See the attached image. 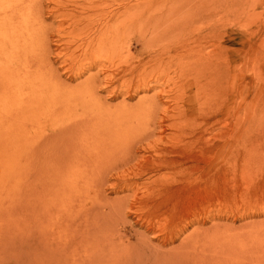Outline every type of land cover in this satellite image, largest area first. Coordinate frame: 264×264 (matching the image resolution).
<instances>
[{
	"label": "rangeland",
	"instance_id": "rangeland-1",
	"mask_svg": "<svg viewBox=\"0 0 264 264\" xmlns=\"http://www.w3.org/2000/svg\"><path fill=\"white\" fill-rule=\"evenodd\" d=\"M13 6V34L34 44L12 48L14 73H0V264H261L264 0ZM98 115L133 152L82 174L91 144L78 138Z\"/></svg>",
	"mask_w": 264,
	"mask_h": 264
},
{
	"label": "bare ground",
	"instance_id": "bare-ground-1",
	"mask_svg": "<svg viewBox=\"0 0 264 264\" xmlns=\"http://www.w3.org/2000/svg\"><path fill=\"white\" fill-rule=\"evenodd\" d=\"M13 1L14 0H0V73L3 75V77L4 78H6L7 79V77H11V75L14 73H12L11 74V72L13 71V66H12V61L14 60V55H13V53H12V51H13V49L12 48H18V49H20L21 47L20 46H28L30 43L32 44V46L31 47H33V44H34V39H33V35H29L28 36V33L29 32H27V35H24V37L22 38V41H20V39L17 37V35H14L13 34V24H14V13H15V11H16V8H14V6H13ZM43 23V22H42ZM41 23V24H42ZM40 24V23H39ZM38 31V30H37ZM30 32H31V30H30ZM34 32V31H33ZM34 34H36L37 35V33H34ZM22 35V34H21ZM43 35H44V33H43ZM42 35V36H43ZM28 36V38H26ZM44 37V36H43ZM37 38H38V36H37ZM42 38V37H41ZM42 40V39H41ZM39 41V40H38ZM38 43V42H37ZM36 43V44H37ZM43 43V42H42ZM31 47H29V48H31ZM25 48H27V47H25ZM16 51V50H15ZM27 52V51H26ZM25 52V50H24V53H23V51H21V53L23 54V55H26L27 53ZM29 52V51H28ZM15 54V53H14ZM3 55V56H2ZM16 56H18V57H20V53L17 55V54H15ZM42 56V55H41ZM23 57V56H22ZM16 58V57H15ZM29 58H30V56H29ZM16 60V59H15ZM21 60V59H20ZM16 62V61H15ZM19 62V61H18ZM22 62H24V61H22ZM18 65V64H17ZM45 66V65H44ZM19 67V66H18ZM30 66H27V64L24 62V67H22L23 69H24V76L22 77V75L21 76H19V77H21L22 78V81L23 80H25L26 78H25V76H28V75H30L31 74V72L33 71V70H31L30 71V68H29ZM13 68V69H12ZM47 68V67H46ZM16 69V68H15ZM33 69V68H32ZM50 71V70H49ZM22 72V73H23ZM47 75V74H46ZM45 75V76H46ZM49 75V74H48ZM18 76V75H17ZM15 77V76H14ZM51 77V76H50ZM50 77H49V79H50ZM35 78V77H34ZM9 79H11V78H9ZM17 79V78H16ZM32 79V78H31ZM49 79L47 80V81H49ZM54 79V78H53ZM34 80V79H33ZM38 80H41L40 78H37L35 81H36V83H38ZM8 81V80H7ZM10 81V80H9ZM8 81V82H9ZM17 81V80H16ZM57 81V80H56ZM17 82H20V81H17ZM32 81H30V82H28L27 84H30ZM34 82V81H33ZM52 82V81H51ZM55 83V82H54ZM53 84V83H52ZM18 85V83H16V89L18 90H22L23 89V87H22V84H21V87L20 86H17ZM78 90V89H77ZM19 94V93H18ZM70 97V96H69ZM69 104V103H68ZM97 105H99L97 108H98V110L99 109H102V108H104V106L103 105H101V104H98L97 103ZM140 105H142V104H140ZM140 105L138 106L139 108H140ZM143 105H144V103H143ZM149 106H152V107H154L153 106V104H150V105H148V107ZM59 107H60V105H59ZM146 107V106H145ZM76 108V107H75ZM150 108V107H149ZM61 109V108H60ZM64 109V108H63ZM138 109V108H137ZM146 109L148 110V108L146 107ZM151 110H153V108H150ZM149 109V110H150ZM90 110V109H89ZM96 110V109H95ZM122 112H123V114H125L124 112H125V110H128V107H125V108H122ZM97 111V110H96ZM139 112V111H138ZM141 112V111H140ZM140 112H139V114H140ZM97 113V112H96ZM99 113H101V112H99ZM136 113H137V111H136ZM91 114V113H90ZM98 114V113H97ZM132 114H133V112H132ZM92 115V114H91ZM91 115H89V116H91ZM84 116H85V114H84ZM96 116V115H95ZM87 117V116H86ZM85 117V118H86ZM93 117H94V115H93ZM97 118V120L94 122V125L91 127V125L89 126V127H91V130H90V128H89V130L90 131H88L87 133H84L83 135H80L79 136V138H78V141L79 142H81V141H83L84 139L86 140V141H89L90 142V149L89 148H87L86 147V149H85V151H84V155L83 154H81L82 155V157H86L87 159H85V160H83V163L81 164V166H86V168H81V171H80V169H79V171L82 173V174H84L83 172H84V170H87L88 168H96L98 165H99V163L101 162H103L105 165H104V171H106L107 169H112L111 168V166H113L114 164H115V162L116 161H120V158L123 160V158H124V155L126 154V151H129V153L130 152H133L132 151V147H131V145L132 144H130L129 145V143H130V139L128 140V142L125 140L124 141V139H122L121 137H118L117 135L118 134H112V132H110V128H109V120L107 119H104V121H102L103 120V118L101 117V116H97L96 117ZM114 119V118H113ZM113 119H112V121H113ZM76 120V119H75ZM83 121V120H82ZM85 121V120H84ZM93 121V120H92ZM84 123V122H83ZM112 123V122H111ZM72 124V123H71ZM74 124V123H73ZM79 124V123H78ZM83 125V124H82ZM67 126V125H66ZM87 126V125H86ZM75 127V126H74ZM88 127V126H87ZM71 128H73V127H71ZM77 128H79V127H77ZM85 129V128H84ZM76 130V129H75ZM74 130V131H75ZM80 130V129H79ZM82 130H83V128H82ZM84 131V130H83ZM85 131H86V129H85ZM116 132H118L117 131V129L115 130ZM77 132H79V131H77ZM72 133V132H71ZM81 133V132H80ZM75 134H78V133H75ZM77 138V137H76ZM112 140H115L114 142L112 141ZM33 141V140H32ZM32 141H31V143H32ZM72 141H74V139L72 140ZM140 142V141H139ZM85 144V143H84ZM28 145H29V143H28ZM76 145V144H75ZM31 146V145H30ZM67 146H68V144H67ZM80 146V145H79ZM134 146H136V145H134ZM69 147V146H68ZM67 147V148H68ZM73 148V147H72ZM76 148H78V146L76 147ZM131 148V149H130ZM70 149H68V151H69ZM108 150H110V152L108 151ZM78 151H80V150H78ZM67 152V151H66ZM119 153V154H118ZM65 154H67V153H65ZM70 154V153H69ZM117 154H118V156H117ZM124 154V155H123ZM70 156V155H69ZM130 156V155H129ZM65 157H67V156H65ZM64 158V157H63ZM131 158V157H130ZM72 162L73 161H75L76 159L78 160V155L77 154H75V155H73V157H72ZM88 159H89V161H88ZM109 159H111V161L109 160ZM128 159V158H127ZM35 160V159H34ZM133 160V159H132ZM14 161V160H13ZM62 161H63V159H62ZM67 161H69V160H67ZM66 161V162H67ZM79 161V160H78ZM32 162H34V161H32ZM82 162V161H81ZM31 162L29 161V163L28 164H30ZM63 163V162H62ZM100 163V164H101ZM103 163H102V165L101 166H103ZM126 163V162H125ZM14 164V163H13ZM35 164V163H34ZM33 164V165H34ZM70 164V163H69ZM73 164V163H72ZM44 165V164H43ZM47 165V164H46ZM64 165H66L65 163L63 164V166ZM75 165L76 166H78V163L76 164L75 163ZM79 165H80V163H79ZM38 166V165H37ZM42 166V165H41ZM55 166V165H54ZM31 167V166H30ZM56 167V166H55ZM72 167V166H71ZM73 167H74V165H73ZM45 168V167H41V170H43V169ZM48 168V167H47ZM65 168V167H64ZM79 168V167H78ZM102 168V167H101ZM133 168V167H132ZM36 169V168H35ZM48 169H50V170H52L51 169V167L50 168H48ZM67 169H68V167H67ZM33 170V169H32ZM44 170H46V169H44ZM58 170V169H57ZM56 170V171H57ZM99 170V169H98ZM37 171H38V169H37ZM61 171V170H60ZM94 171V170H93ZM59 172V171H58ZM74 172V171H73ZM72 172V173H73ZM103 174L102 175H104V172H103V170L101 171ZM128 172V171H127ZM77 173H78V171H77ZM107 173V172H106ZM139 173V172H138ZM143 173V172H142ZM141 173V174H142ZM45 174V173H44ZM46 174H49L48 172L46 173ZM45 174V175H46ZM60 174H61V172H60ZM62 174H64V173H62ZM50 175V174H49ZM53 175V174H52ZM51 175V177L53 178L54 176H52ZM98 175V174H97ZM44 176V175H43ZM43 176H41V177H43ZM48 176V175H47ZM57 176H59V175H57ZM64 176V175H63ZM66 176V175H65ZM69 176H70V174H69ZM72 176V175H71ZM94 176H96V175H94ZM100 176V175H99ZM128 176V175H127ZM61 177V176H60ZM75 177V176H74ZM102 177V176H101ZM47 178V177H46ZM49 178V177H48ZM47 178V179H48ZM52 178H51V180H52ZM55 178V177H54ZM69 178H71V177H69ZM43 179V178H42ZM66 179H68V178H66ZM74 179V178H73ZM55 180V179H54ZM53 180V181H54ZM68 180H70V179H68ZM89 180V179H88ZM56 181H58V180H56ZM75 181V180H74ZM15 182V181H14ZM63 182V181H62ZM65 182V181H64ZM93 182V181H92ZM54 183H56V182H54ZM66 183V182H65ZM71 183H73V182H71ZM77 182L75 181V184H76ZM79 183V182H78ZM74 184V183H73ZM75 184H74V186H75ZM59 185H60V183H59ZM79 185V184H78ZM77 185V186H78ZM57 186H58V184H57ZM66 186H67V184H66ZM67 187H69V186H67ZM72 187V186H71ZM83 187V186H82ZM91 187H93V186H91ZM55 188V187H54ZM58 188V187H57ZM97 188V187H96ZM99 188H100V186H99ZM63 189L65 190V188L63 187ZM62 189V190H63ZM66 189H68V188H66ZM73 190L75 189V190H77V192H78V190H79V188H77L76 189V187L75 188H72ZM89 189V188H88ZM136 189V188H135ZM58 190V189H57ZM64 190H63V192H64ZM74 190V191H75ZM83 190V189H82ZM87 190V189H86ZM54 191H55V189H54ZM67 191V190H66ZM71 191V190H70ZM67 192H69V191H67ZM72 192V191H71ZM76 192V193H77ZM99 192V191H98ZM59 194H61V191H60V193ZM58 194V195H59ZM63 194V193H62ZM56 195V194H55ZM71 195V194H70ZM76 195V194H75ZM86 195V194H85ZM133 195V194H132ZM142 195V194H141ZM60 196V195H59ZM61 196H63V197H65V195H61ZM60 196V197H61ZM68 196V195H67ZM66 196V197H67ZM76 196H78V195H76ZM87 196V195H86ZM63 197H61V198H63ZM71 197H74V198H76L75 196H72L71 195ZM74 198H72L73 200H74ZM83 198V197H82ZM85 198V197H84ZM132 198V197H131ZM143 198V197H142ZM47 199V198H46ZM66 199V198H65ZM71 199V198H70ZM69 199V200H70ZM79 199V198H78ZM102 199V198H101ZM108 199V198H107ZM155 199V198H154ZM113 200V199H112ZM55 201V200H54ZM91 201H92V199H91ZM99 201V200H98ZM97 201V203H100V202H98ZM111 201V200H110ZM73 202V201H72ZM83 202V201H82ZM106 202V204H107V201H105ZM108 202H109V200H108ZM74 203H77L76 201L74 202ZM96 203V202H95ZM102 203V202H101ZM81 204H83L84 206H86L84 203H81ZM90 204H91V202H90ZM105 204V203H104ZM153 204V203H152ZM76 205H78V204H76ZM83 205H80V203H79V207H81L80 209H82L83 208V210H84V206ZM92 205H94V204H92ZM92 205H89V206H87V207H92ZM97 205V204H96ZM108 205H109V203H108ZM68 206V205H67ZM71 206H72V208H73V206H74V208H76V206L72 203L71 204ZM110 206V205H109ZM78 207V206H77ZM64 208H66L65 206H64ZM63 208V209H64ZM71 208V210H73ZM93 208V207H92ZM90 209V211H93V210H95V209ZM126 208V207H125ZM150 208V207H149ZM79 209V208H78ZM64 210H66V209H64ZM63 210V211H64ZM87 211H89V209L87 208L86 209ZM86 210H84V212L86 211ZM113 210V209H112ZM68 211H70V208L68 209ZM77 211H79V210H76L75 209V211L73 212V214H75V212H76V214L74 215V216H77L78 215V213H77ZM89 211V212H90ZM66 212V211H65ZM71 212V211H70ZM81 212V214H84L85 215V213H88L89 214V212H85V213H83L82 212V210L80 211ZM94 212V211H93ZM92 212V213H93ZM101 213V212H100ZM67 214H69V213H67ZM80 214V213H79ZM88 214H86L88 217H89V219H87L88 221L90 220V217L92 216L91 215V213H90V215L91 216H89ZM95 214H97V213H95ZM37 215V214H36ZM85 215V216H86ZM86 216V218H88ZM71 219L72 218H76V217H73V215L71 214ZM79 217V219L78 220H81L82 218H80L81 216H78ZM77 217V218H78ZM82 217H83V215H82ZM61 219H62V217H60ZM84 218V217H83ZM95 218V217H94ZM61 219H59V220H61ZM58 220V221H59ZM82 220H85V219H82ZM81 220V221H82ZM62 221H64L65 222V220L63 219V220H61L60 222L61 223H63ZM72 221L74 222L75 221V219L73 220L72 219ZM88 221H82L83 223L84 222H88ZM91 221V220H90ZM89 221V222H90ZM94 221V220H93ZM60 222H58V224H61ZM80 221H78L77 222V220L75 221V223H73V225L75 224L76 225V223H79ZM82 222H81V224H82ZM147 222H148V220H147ZM72 223V222H71ZM93 223H95V222H93ZM93 223H88L89 225H91V226H89L88 225V227H89V229L91 228V229H93L94 227H93ZM80 224V223H79ZM87 223H85V225H86ZM96 224V223H95ZM73 225L71 224V226L73 227ZM62 226V225H61ZM82 226L84 227V225L82 224ZM83 227H81L82 228V233H83V235H87V237H88V239L87 240H89V236L88 235H90L89 233V229L86 227V229H87V234H86V231L85 232H83L84 230H83ZM98 227V226H97ZM97 227H95V229L97 228ZM101 227H102V225H101ZM101 227H100V229H101ZM112 227V226H111ZM63 228H65V226H63ZM75 228V227H74ZM85 228V227H84ZM102 228H104V227H102ZM85 229V230H86ZM65 231H67V232H69L70 234V237H72V239L76 236H72V232H71V230L69 231V230H65ZM72 231H74L73 229H72ZM95 231L96 230H94V233H95ZM106 231V230H105ZM66 232V233H67ZM79 232V230L77 231V233ZM98 232V231H97ZM63 233V232H62ZM65 233V234H66ZM76 233V234H77ZM85 233V234H84ZM103 232H101L100 234H102ZM64 234V233H63ZM68 234V233H67ZM67 234H66V236H67ZM75 234V233H74ZM111 234V233H110ZM137 234V233H136ZM136 234H134V235H136ZM77 235H79V233L77 234ZM85 236H82V234H81V232H80V238L81 237H84V238H87V237H85ZM93 236H95V235H93ZM104 236H105V232H104ZM104 236H102V237H104ZM138 236V235H137ZM77 237V236H76ZM98 237H100V236H98ZM98 237H96V238H98ZM77 238H79V237H77ZM77 238H76V241H77ZM84 238H82L81 239V241L84 239ZM126 238V237H125ZM139 238V237H138ZM63 239V238H62ZM69 239H71V238H69ZM72 239L70 240V241H72ZM75 239V238H74ZM90 239H91V237H90ZM100 239L101 238H99V241H100ZM105 240V239H104ZM103 240V241H104ZM106 240H107V238H106ZM105 240V241H106ZM260 240V239H259ZM63 241H67V240H63ZM79 241H80V239H79ZM84 241V240H83ZM93 241H95V239H93ZM96 241H98V240H96ZM120 241H122L123 242V240H119V241H117V242H120ZM139 241V240H138ZM107 242V241H106ZM117 242H116V244H117ZM148 242H149V240H148ZM259 242V241H258ZM262 242H264V241H262ZM67 243H70V242H68L67 241ZM67 243H65L66 244V246H67ZM74 242H71L70 244L72 245ZM79 243H81V242H79ZM78 243V244H79ZM93 243V245H94V242H92ZM91 243V244H92ZM98 243V242H97ZM121 243V242H120ZM145 243V242H144ZM260 243V242H259ZM76 244V243H75ZM125 244V243H124ZM69 245V244H68ZM90 245V244H89ZM95 245H97V244H95ZM133 245V244H132ZM136 245V244H135ZM257 245V244H256ZM255 245V246H256ZM259 245V244H258ZM85 246V245H84ZM103 246V245H102ZM108 244L106 245V249H108ZM117 246H120V245H118L117 244ZM116 246V247H117ZM123 247L125 246V245H122ZM126 246H127V244H126ZM130 246H131V244H130ZM145 246V245H144ZM148 246V245H147ZM151 246H153V244L151 245ZM182 246V245H181ZM259 246H261V244L259 245ZM81 247V246H80ZM86 247V246H85ZM114 247V246H113ZM115 247V249L117 250V248H119V247H117L116 248ZM158 247V246H157ZM228 247V246H227ZM66 248H69V247H66ZM121 249H122V247H120ZM260 248V247H259ZM120 249V250H121ZM130 249V248H129ZM133 249V248H132ZM135 249V248H134ZM153 249V248H152ZM100 250V249H99ZM99 250H95V251H98L99 252ZM180 249H178V251H179ZM92 251H94V249L92 250ZM107 251V250H106ZM128 251V250H127ZM135 251V250H134ZM133 251V252H134ZM182 251H183V249H182ZM71 252H73V251H70V254H72ZM97 252V253H98ZM110 252V251H109ZM112 252H113V250H112ZM115 252H118V254L119 253H121V252H119V250H117V251H115L114 250V255L116 254V256H118V254L117 253H115ZM172 252V251H171ZM188 253V250L187 251H185V253ZM191 252V251H190ZM219 252V251H218ZM221 252H223V251H221ZM262 252V251H261ZM93 253H95V252H93ZM93 253H92V256H93ZM96 253V254H97ZM104 253H106V252H104ZM140 253H142V252H140ZM157 253V252H156ZM173 253V252H172ZM206 253V252H205ZM262 253H264V252H262ZM261 253V254H262ZM101 254H103V253H101ZM100 254V252H99V255H101ZM221 254V253H220ZM224 254L226 255L227 253H225V251H224ZM99 255H97V256H99ZM119 255H121V254H119ZM132 255V254H131ZM136 255V254H135ZM134 255V256H135ZM172 255V254H171ZM181 255H183V254H181ZM224 255V256H225ZM86 256V255H85ZM95 256V255H94ZM136 256H138V255H136ZM173 256V255H172ZM191 256V255H190ZM219 256V255H218ZM250 256V255H249ZM256 256V255H255ZM74 256L72 255V258H73ZM96 257V256H95ZM210 257V255L208 256V258ZM236 257H238V256H236ZM253 257V256H252ZM251 257V258H252ZM261 257H264V256H261ZM79 258V257H78ZM78 258H74L73 259V264H76L77 263V261H78V263H79V259ZM117 258V257H116ZM119 258V257H118ZM125 258V257H124ZM126 258H127V256H126ZM125 258V259H126ZM131 258V257H130ZM134 258V257H133ZM136 258V257H135ZM163 258V257H162ZM189 258V257H188ZM254 258V257H253ZM255 258H258V255L255 257ZM75 259H78V260H75ZM81 259V258H80ZM92 259H93V257H92ZM219 259V258H218ZM259 259V258H258ZM262 259H264V258H262ZM127 260V259H126ZM132 260V259H131ZM130 260V261H131ZM133 260H136V259H133ZM174 260V259H173ZM179 260V259H178ZM184 260V259H183ZM194 260V259H193ZM222 260V259H221ZM230 260V259H229ZM238 260V259H237ZM239 260H241V258H239ZM238 260V261H239ZM76 261V262H75ZM99 261V260H98ZM103 261V260H102ZM101 261V262H102ZM140 261V260H139ZM200 261V260H199ZM201 261H202V259H201ZM220 261V260H219ZM262 261V263H264V260H261ZM261 261H260V263H261ZM81 262V261H80ZM112 263H114L113 261H111ZM180 262V261H179ZM218 262V261H217ZM226 262H227V260H226ZM84 264L86 263L87 264V262L86 261H84L83 262ZM142 263V262H141ZM176 263V262H175ZM195 263V262H194ZM220 263H222V261L220 262ZM261 263V264H262ZM80 264V263H79ZM127 264V263H126ZM179 264V263H178ZM181 264V263H180ZM189 264V263H188ZM192 264V263H191ZM199 264V263H198ZM203 264H204V262H203ZM207 264H209V263H207ZM232 264V263H231ZM237 264V263H236Z\"/></svg>",
	"mask_w": 264,
	"mask_h": 264
}]
</instances>
